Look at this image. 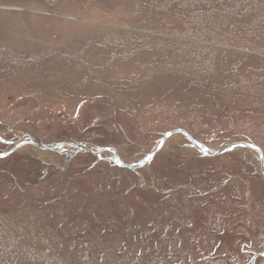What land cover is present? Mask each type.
<instances>
[{
    "label": "rangeland",
    "instance_id": "obj_1",
    "mask_svg": "<svg viewBox=\"0 0 264 264\" xmlns=\"http://www.w3.org/2000/svg\"><path fill=\"white\" fill-rule=\"evenodd\" d=\"M180 130L264 163V0H0V154L28 140L0 157V264L264 254L258 153ZM171 131L133 169L64 144L135 164Z\"/></svg>",
    "mask_w": 264,
    "mask_h": 264
},
{
    "label": "water",
    "instance_id": "obj_2",
    "mask_svg": "<svg viewBox=\"0 0 264 264\" xmlns=\"http://www.w3.org/2000/svg\"><path fill=\"white\" fill-rule=\"evenodd\" d=\"M173 132H174V131H173ZM173 132L171 131V132H168V133H164V134L162 135V137L159 139L158 147H157L154 151H152V152L148 153L147 155H145L144 158L141 160V163H142L143 161H145L148 157H149V158L152 157V155H153V154H154V153L160 148V146L164 143L166 136L169 135V134H171V133H173ZM175 132H182V133H185V131H183V130L175 131ZM185 134L191 139V141H192L193 143H195V145H197V146L199 147V149H200L201 151H203L205 154H207V151L205 150V148H203V147H202L197 141H195V140H194L189 134H187V133H185ZM30 141H31L32 143H34L35 145H37L38 147H40V148H42V149H46V150H48V149L56 150V149L58 148V146H59V145H56V144H55V145H54V144H52V145H46V144L36 143L33 139H31ZM18 145H19V144H15V145L13 146V148H12L7 154H9V153L15 151V150L17 149V146H18ZM72 145L74 146V148H75L77 151H86V152L96 153V152L93 151V149H91V148H89V147H86V146H85L84 144H82V143H73ZM237 145L248 146V147L254 148V149H256L257 151H259V149H258L257 147H252V146H251L249 143H247V142L239 141V142L231 143L230 145L224 147L223 149L217 151L216 153L224 152V151H226V150H228V149H230V148H232V147H235V146H237ZM5 155H6V154H0V157H3V156H5ZM68 157H69V156H67V160H69ZM260 161H261L262 171H263V173H264V163H263V159H262V157L260 158ZM118 164H119L120 166H124V167L131 168V169L136 168V167H138V166L140 165V164H126V165H123L122 163H118ZM253 260H254V258L252 259V261H253Z\"/></svg>",
    "mask_w": 264,
    "mask_h": 264
},
{
    "label": "flooded vegetation",
    "instance_id": "obj_3",
    "mask_svg": "<svg viewBox=\"0 0 264 264\" xmlns=\"http://www.w3.org/2000/svg\"><path fill=\"white\" fill-rule=\"evenodd\" d=\"M67 151L68 150H64L63 152H65V158L67 157ZM198 156H202V154L200 153ZM214 155H207L206 157H208V158H210V157H213ZM99 158V157H98ZM100 159V158H99ZM259 168H260V166H259ZM256 173H258V172H256ZM260 174V173H259ZM261 176V175H260Z\"/></svg>",
    "mask_w": 264,
    "mask_h": 264
},
{
    "label": "bare ground",
    "instance_id": "obj_4",
    "mask_svg": "<svg viewBox=\"0 0 264 264\" xmlns=\"http://www.w3.org/2000/svg\"><path fill=\"white\" fill-rule=\"evenodd\" d=\"M165 142H166V140H165ZM162 145H163V144H162ZM162 145L160 146V148L162 147ZM160 148H159V149H160ZM206 148L209 149L210 147H206ZM159 149H158V150H159ZM144 162H145V161H143V162L141 163V165H142Z\"/></svg>",
    "mask_w": 264,
    "mask_h": 264
}]
</instances>
